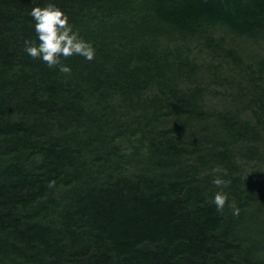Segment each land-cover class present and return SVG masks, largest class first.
<instances>
[{
  "label": "trees",
  "instance_id": "1",
  "mask_svg": "<svg viewBox=\"0 0 264 264\" xmlns=\"http://www.w3.org/2000/svg\"><path fill=\"white\" fill-rule=\"evenodd\" d=\"M47 2L0 0V264H264L263 225L244 220L264 207V177L234 176L217 211L221 189L199 175L211 163L238 171L235 142L262 159L260 134L179 86L198 69L185 42L211 45L216 25L260 37L264 0H52L96 50L63 60L71 73L24 52L29 13ZM135 136L144 155L123 150Z\"/></svg>",
  "mask_w": 264,
  "mask_h": 264
},
{
  "label": "rangeland",
  "instance_id": "2",
  "mask_svg": "<svg viewBox=\"0 0 264 264\" xmlns=\"http://www.w3.org/2000/svg\"><path fill=\"white\" fill-rule=\"evenodd\" d=\"M209 35L214 41L211 45L203 39L190 38L188 42L183 41L186 43L185 53L189 55V59L197 65L198 69L190 77L183 76L179 81V86L184 91H190L196 87L200 88L202 103L207 111L229 113L248 121L253 127L252 130L248 131V135L254 130L260 134V138L256 142L260 145L259 152L262 159L250 158L249 155L245 154L246 144L235 142L232 148L237 156L238 171L233 170L230 173L222 165L211 163L206 168L199 170V175L202 179H206V175H211L213 178L222 176L228 182L234 176L241 175L245 184L251 183L253 180L260 181L264 177L262 161V153H264V108L259 107L257 98L260 96V100L264 102V75L259 77L256 62L264 58V32L256 39L239 37L232 34L226 27L216 25L209 30ZM181 43L177 42L179 45ZM171 44L173 45V43ZM231 51L234 53L233 57H238L239 61L228 54ZM154 91V89L148 90L147 93L151 95L154 94ZM215 124L217 121H213V119H209L207 122H194L192 127L190 126L191 128L182 131L186 136H190L192 130L201 134L203 130L213 129ZM163 125L179 128V125L172 119L163 121ZM136 139L138 136L123 143V150L126 154H132L131 156L145 154L144 146L140 149L141 152L134 153L140 148ZM135 167L136 164L134 163L133 169L130 168V173H141V169L138 167L134 169ZM254 175L257 177L254 178ZM255 218L260 220L264 231V207L257 210L254 205L249 206L244 213V220L252 222Z\"/></svg>",
  "mask_w": 264,
  "mask_h": 264
},
{
  "label": "clouds",
  "instance_id": "3",
  "mask_svg": "<svg viewBox=\"0 0 264 264\" xmlns=\"http://www.w3.org/2000/svg\"><path fill=\"white\" fill-rule=\"evenodd\" d=\"M29 15L34 21L35 39L24 41V52L28 56L43 62L48 68L58 67L62 73H71V66L62 62L70 57L80 56L87 61L94 60L96 50L93 43L80 34L68 14L52 0H48L44 6L33 7ZM212 183L221 189L212 200L217 211H222L229 200L228 193L223 188L229 182L222 176H216ZM239 213L240 209L233 204L232 214L237 216Z\"/></svg>",
  "mask_w": 264,
  "mask_h": 264
}]
</instances>
